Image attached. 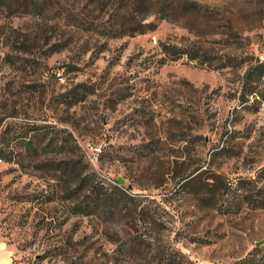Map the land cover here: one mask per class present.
<instances>
[{
  "label": "rangeland",
  "instance_id": "374dc122",
  "mask_svg": "<svg viewBox=\"0 0 264 264\" xmlns=\"http://www.w3.org/2000/svg\"><path fill=\"white\" fill-rule=\"evenodd\" d=\"M262 197L264 0H0L13 264H264Z\"/></svg>",
  "mask_w": 264,
  "mask_h": 264
},
{
  "label": "trees",
  "instance_id": "16d2710c",
  "mask_svg": "<svg viewBox=\"0 0 264 264\" xmlns=\"http://www.w3.org/2000/svg\"><path fill=\"white\" fill-rule=\"evenodd\" d=\"M206 59V58H205ZM250 76V73L248 74V77ZM248 95H255L256 94V89L255 88H250L247 92ZM246 102V101H244ZM35 151V150H34ZM262 202H264V197L261 199ZM192 264L191 262L188 261H179L177 260V257L174 254H169L167 257H162L161 263L163 264Z\"/></svg>",
  "mask_w": 264,
  "mask_h": 264
},
{
  "label": "crops",
  "instance_id": "0c3cea01",
  "mask_svg": "<svg viewBox=\"0 0 264 264\" xmlns=\"http://www.w3.org/2000/svg\"><path fill=\"white\" fill-rule=\"evenodd\" d=\"M0 264H13V256L8 246L0 241Z\"/></svg>",
  "mask_w": 264,
  "mask_h": 264
}]
</instances>
